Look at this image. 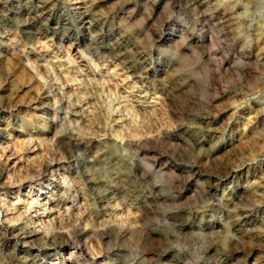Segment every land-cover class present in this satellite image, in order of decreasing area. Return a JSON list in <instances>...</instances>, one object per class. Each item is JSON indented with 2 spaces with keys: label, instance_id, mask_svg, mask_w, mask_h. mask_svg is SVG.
Masks as SVG:
<instances>
[{
  "label": "rangeland",
  "instance_id": "obj_1",
  "mask_svg": "<svg viewBox=\"0 0 264 264\" xmlns=\"http://www.w3.org/2000/svg\"><path fill=\"white\" fill-rule=\"evenodd\" d=\"M0 264H264V0H0Z\"/></svg>",
  "mask_w": 264,
  "mask_h": 264
},
{
  "label": "bare ground",
  "instance_id": "obj_2",
  "mask_svg": "<svg viewBox=\"0 0 264 264\" xmlns=\"http://www.w3.org/2000/svg\"><path fill=\"white\" fill-rule=\"evenodd\" d=\"M0 213H1V210H0Z\"/></svg>",
  "mask_w": 264,
  "mask_h": 264
}]
</instances>
